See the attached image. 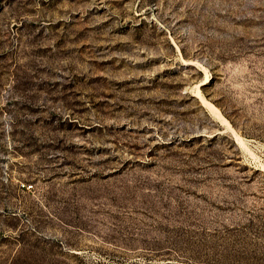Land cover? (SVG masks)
Masks as SVG:
<instances>
[{"label":"rangeland","instance_id":"374dc122","mask_svg":"<svg viewBox=\"0 0 264 264\" xmlns=\"http://www.w3.org/2000/svg\"><path fill=\"white\" fill-rule=\"evenodd\" d=\"M0 264H264V0H0Z\"/></svg>","mask_w":264,"mask_h":264},{"label":"bare ground","instance_id":"6f19581e","mask_svg":"<svg viewBox=\"0 0 264 264\" xmlns=\"http://www.w3.org/2000/svg\"><path fill=\"white\" fill-rule=\"evenodd\" d=\"M184 62H187L186 60H184ZM198 66L200 68L203 69V71L205 72V78L203 79L202 84H207L209 82L210 79V74L209 71L207 70V68H205L203 65L197 63ZM194 94L196 95V97L201 101V103L203 104V106L205 108H207L210 113L215 116L221 123L222 125H224L226 128L231 129L236 137V140L240 143V145L244 148V150H246L251 156L253 157H257L256 154L251 150V148L248 146V142L242 138L241 136H239L235 130L232 128L230 122L228 121V119L226 117L223 116V114L221 113V111L219 110L218 107H216L213 103H211L210 101H208L200 88V85H196L195 89L193 90Z\"/></svg>","mask_w":264,"mask_h":264}]
</instances>
